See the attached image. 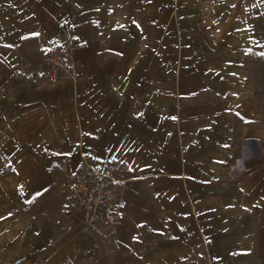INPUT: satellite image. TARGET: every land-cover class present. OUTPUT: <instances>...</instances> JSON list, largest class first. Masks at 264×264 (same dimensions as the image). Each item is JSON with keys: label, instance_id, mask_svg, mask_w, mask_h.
<instances>
[{"label": "crops", "instance_id": "obj_1", "mask_svg": "<svg viewBox=\"0 0 264 264\" xmlns=\"http://www.w3.org/2000/svg\"><path fill=\"white\" fill-rule=\"evenodd\" d=\"M83 162L108 240L62 215ZM0 264H264V0H0Z\"/></svg>", "mask_w": 264, "mask_h": 264}, {"label": "built area", "instance_id": "obj_2", "mask_svg": "<svg viewBox=\"0 0 264 264\" xmlns=\"http://www.w3.org/2000/svg\"><path fill=\"white\" fill-rule=\"evenodd\" d=\"M70 44L50 46L42 60L37 78L54 84L69 75L72 68ZM119 182L91 163H81L66 184L68 201L62 215L95 239L108 240L122 218Z\"/></svg>", "mask_w": 264, "mask_h": 264}]
</instances>
